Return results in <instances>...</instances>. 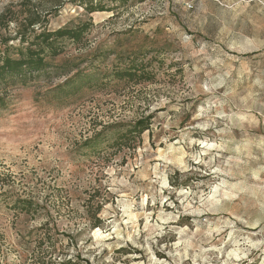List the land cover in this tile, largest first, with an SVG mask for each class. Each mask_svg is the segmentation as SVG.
I'll list each match as a JSON object with an SVG mask.
<instances>
[{
	"label": "rangeland",
	"instance_id": "obj_1",
	"mask_svg": "<svg viewBox=\"0 0 264 264\" xmlns=\"http://www.w3.org/2000/svg\"><path fill=\"white\" fill-rule=\"evenodd\" d=\"M32 14L90 24L0 84V264H264V0H0L1 55Z\"/></svg>",
	"mask_w": 264,
	"mask_h": 264
},
{
	"label": "trees",
	"instance_id": "obj_2",
	"mask_svg": "<svg viewBox=\"0 0 264 264\" xmlns=\"http://www.w3.org/2000/svg\"><path fill=\"white\" fill-rule=\"evenodd\" d=\"M101 8V10H104L103 7ZM96 10L98 9L94 6L89 8L90 12ZM45 23H47V21H45ZM45 23L41 24L40 19H37L36 15L32 14L26 29L19 31L15 36V39H19L22 45L27 44L25 47L21 46L18 48V57H12L9 54H0V84L6 83L5 81L9 78L11 82L15 84L19 82L26 84L37 74L48 72L52 66L47 59L49 57H56L63 52V47L60 45L59 41L65 38L78 43L82 42L90 24L86 22L73 28L63 27L50 30L46 27ZM146 68L147 67L144 65L132 62L116 71L115 77L119 80L139 83L147 79V74H150ZM149 128L150 123L148 120H139L128 132H130L131 135L136 134L140 136ZM126 140V134L117 137L118 142H126ZM33 206L32 201L24 200V205L21 209L30 212ZM96 213H99V210ZM99 222H101V219L97 218V223H94L93 226H97Z\"/></svg>",
	"mask_w": 264,
	"mask_h": 264
}]
</instances>
